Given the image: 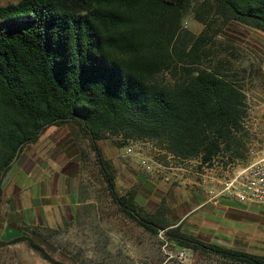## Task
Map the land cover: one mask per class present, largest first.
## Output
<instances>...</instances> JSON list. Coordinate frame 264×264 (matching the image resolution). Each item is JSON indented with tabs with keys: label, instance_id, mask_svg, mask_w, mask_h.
I'll return each mask as SVG.
<instances>
[{
	"label": "trees",
	"instance_id": "obj_1",
	"mask_svg": "<svg viewBox=\"0 0 264 264\" xmlns=\"http://www.w3.org/2000/svg\"><path fill=\"white\" fill-rule=\"evenodd\" d=\"M190 1L18 0L0 6V204L3 180L22 152L47 128L69 124L88 141L112 203L146 232L161 233L175 250L264 264V255L184 233L165 199L145 210L136 188L118 190L116 169L99 145L112 133L208 167L247 152L245 95L230 77L198 65L206 38L180 31ZM206 2L224 25L264 35V0ZM177 61L184 63L178 68ZM165 72L174 79L158 81ZM22 224L5 229L0 247L26 242L44 260L62 264L26 234L37 235L39 227Z\"/></svg>",
	"mask_w": 264,
	"mask_h": 264
},
{
	"label": "rangeland",
	"instance_id": "obj_2",
	"mask_svg": "<svg viewBox=\"0 0 264 264\" xmlns=\"http://www.w3.org/2000/svg\"><path fill=\"white\" fill-rule=\"evenodd\" d=\"M16 1L18 0H0V6ZM180 31L192 35L193 39L198 36L207 39L200 48L198 65L218 70L238 84L245 95L244 117L248 116L250 128L253 129L256 117L251 114L248 98L256 88L251 83L264 78V52H261L264 35L238 24L224 25L215 14L211 3L206 0L190 1L183 13ZM183 63L177 61L178 68ZM156 78L158 81L174 79L166 72ZM260 102L263 110L264 97ZM242 133L248 141L256 140L252 131ZM99 145L104 156L110 159L116 169L118 190L125 192L136 188V201L142 204L148 188L139 180V176L148 178V172L141 168L140 162L141 157L149 150L150 143H137L133 153L128 155L125 148L118 144L115 134L109 133ZM27 152L31 153L38 164L40 160L37 158H41L51 166L49 170L60 171L65 166L66 180L72 183L69 187L73 185L78 198L75 209L71 212L65 211L67 218L63 217L59 222L40 219V224L35 220L25 223L31 229L39 227L36 230L37 235L29 231L26 234L55 261L62 264H239L203 251L175 250L164 240L161 233L156 236L149 234L120 212L106 191L88 141L80 136L73 125L47 128L36 143L27 147ZM41 168L46 170L45 166ZM25 171H17L12 167L8 177L16 181V189H23V196L31 194L30 192L33 195L36 187L32 186L31 190L28 187L32 185L33 177L24 176ZM58 183L57 177L55 189L59 188ZM41 185L44 193V183ZM39 187L40 184L38 191ZM21 196L18 194L11 199L16 209L20 208ZM50 202L53 203V199ZM255 208L264 214V205H255ZM10 215L7 198L3 195L0 204V228L6 223L9 225L6 229L14 232L24 224L17 221L16 217L20 218L18 214H12L15 216L13 218ZM14 220L19 224L14 223ZM262 222L263 227L250 234L249 239L229 243V247L264 255V219ZM0 264L52 263L44 260L26 242H21L0 247Z\"/></svg>",
	"mask_w": 264,
	"mask_h": 264
},
{
	"label": "crops",
	"instance_id": "obj_3",
	"mask_svg": "<svg viewBox=\"0 0 264 264\" xmlns=\"http://www.w3.org/2000/svg\"><path fill=\"white\" fill-rule=\"evenodd\" d=\"M261 44L263 50L264 43ZM262 50L263 54L264 50ZM258 81L251 83L256 88L252 91L248 102H250L251 114L256 117L255 126L252 129L256 140L250 141L260 147L264 142V109L262 110L260 102L261 98L264 97V78ZM250 141H245L247 149ZM232 157L231 162L228 161L225 166L213 165L206 168L200 165L199 159L173 163L174 161L169 158L164 149L150 143L149 150L141 159L151 163L153 171L147 173L148 178L139 176V180L144 182L148 188V193L140 205L145 210L152 211L162 199H165L169 207L170 219L181 224L184 233L204 242L229 247V243L249 239L250 234L261 228L264 214H261L260 210H256L254 205L238 203L226 197H218L212 201L207 192L210 186H204L201 182L203 175L209 180L217 182L226 172L231 173L250 162L247 152H244L241 158L233 155ZM37 159L40 160V164L33 160L31 153L29 154L26 148L12 165L17 171L25 169L24 176L33 177L32 185L28 187L31 190V187L35 186L36 195H32L30 192L31 194L28 193L23 196L21 194L23 189H16V181L8 177L11 169L3 180V195L8 201L10 217H15L12 214H18L20 218L16 217L17 221L24 223L35 220L40 224V219L47 222L48 220L59 222L61 218H67L65 211L71 212L77 205L78 198L75 194V188L73 185L69 187V184L72 183L66 180L65 166L60 171L49 170L51 166L47 165L41 158ZM41 166H45L46 170L44 171ZM56 173L57 176H55ZM57 177L59 178V188L55 189ZM43 183L45 186L44 193L41 185ZM39 184L40 190L38 191ZM212 187L217 189V183H212ZM18 194L22 195V201L20 208L16 209L11 199ZM51 199H53V203L50 202ZM14 223L17 224L18 222L14 220ZM6 227L9 225L4 223L0 228V236L5 233Z\"/></svg>",
	"mask_w": 264,
	"mask_h": 264
},
{
	"label": "built area",
	"instance_id": "obj_4",
	"mask_svg": "<svg viewBox=\"0 0 264 264\" xmlns=\"http://www.w3.org/2000/svg\"><path fill=\"white\" fill-rule=\"evenodd\" d=\"M242 127L245 132L251 133L252 129L249 125L248 116L243 119ZM117 140L123 143L126 154L130 155L133 153V148L137 142L123 141L121 137ZM167 155L174 161L173 163H184L187 161V159L175 157L170 153H167ZM247 157L250 160L248 165L238 168L231 173L229 171L226 172L217 182L209 180L204 175L202 176V184L204 186H210L207 192L212 201L218 197H226L238 203L254 206L264 205V144L257 147L250 141L247 149ZM140 164L146 172L153 171V165L151 163L142 160ZM203 167L206 168L208 166L203 165ZM212 183H217L218 188H213Z\"/></svg>",
	"mask_w": 264,
	"mask_h": 264
},
{
	"label": "water",
	"instance_id": "obj_5",
	"mask_svg": "<svg viewBox=\"0 0 264 264\" xmlns=\"http://www.w3.org/2000/svg\"><path fill=\"white\" fill-rule=\"evenodd\" d=\"M16 158H17V156H15V157H14V159H13L12 163H13V162L16 160Z\"/></svg>",
	"mask_w": 264,
	"mask_h": 264
}]
</instances>
